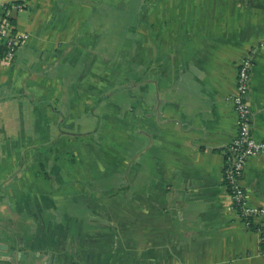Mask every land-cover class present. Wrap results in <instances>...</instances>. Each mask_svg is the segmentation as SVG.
<instances>
[{
  "label": "crops",
  "instance_id": "0c3cea01",
  "mask_svg": "<svg viewBox=\"0 0 264 264\" xmlns=\"http://www.w3.org/2000/svg\"><path fill=\"white\" fill-rule=\"evenodd\" d=\"M0 4L30 36L0 57V264H264V157L241 178L250 227L223 173L246 57L264 141V0Z\"/></svg>",
  "mask_w": 264,
  "mask_h": 264
},
{
  "label": "built area",
  "instance_id": "2783aa9c",
  "mask_svg": "<svg viewBox=\"0 0 264 264\" xmlns=\"http://www.w3.org/2000/svg\"><path fill=\"white\" fill-rule=\"evenodd\" d=\"M14 8L17 9L18 7L0 4V48L4 49L2 60L6 64L14 61L17 51L30 37L27 33H12L9 13ZM252 68L253 60L251 57L244 58L239 64L236 92L232 97V104L237 117L238 135L232 145L233 154L228 157L223 172L232 209L249 227L254 215L261 212L248 204L241 178L250 158L264 157V141L255 138L252 132L253 113L248 101ZM255 230L261 235L262 256L264 257V224L256 227Z\"/></svg>",
  "mask_w": 264,
  "mask_h": 264
},
{
  "label": "rangeland",
  "instance_id": "374dc122",
  "mask_svg": "<svg viewBox=\"0 0 264 264\" xmlns=\"http://www.w3.org/2000/svg\"><path fill=\"white\" fill-rule=\"evenodd\" d=\"M128 11L130 12L131 10L130 9H128ZM115 19H116V23H114L113 24V26H114V28H118L117 30V36H118V38H119V35L122 33L121 31H120V27H122V28H125L126 26H128V22L126 23V21H128V20H130V14H129V16H125V14H122V15H118V16H116L115 17ZM113 34V36L111 35V37H110V40H111V38H113V37H115L114 36V33H112ZM109 40V41H110ZM124 70H125V68H124V64H122L121 65V68L120 69H118L117 70V78H120V77H124ZM123 72V73H122ZM114 98L116 99V100H123V98H124V92L123 91H118L116 94H115V96H114ZM71 132V131H70ZM10 194H12V192H9V196H10ZM1 204H3V206H1L0 208H1V211H2V213L5 215V214H10V212H9V210H8V207L5 205V203H4V201L3 202H1ZM4 207V208H3ZM6 216V215H5ZM0 225H1V223H0Z\"/></svg>",
  "mask_w": 264,
  "mask_h": 264
},
{
  "label": "trees",
  "instance_id": "16d2710c",
  "mask_svg": "<svg viewBox=\"0 0 264 264\" xmlns=\"http://www.w3.org/2000/svg\"><path fill=\"white\" fill-rule=\"evenodd\" d=\"M13 32H14V31L12 30V33H13ZM123 33H124V31H123ZM123 35H124V34H123ZM3 52H4V49H3V48H0V57H2ZM118 67H121V65L118 64Z\"/></svg>",
  "mask_w": 264,
  "mask_h": 264
},
{
  "label": "water",
  "instance_id": "95a60500",
  "mask_svg": "<svg viewBox=\"0 0 264 264\" xmlns=\"http://www.w3.org/2000/svg\"><path fill=\"white\" fill-rule=\"evenodd\" d=\"M1 216V215H0ZM7 247L5 246V245H0V249L1 250H4V249H6Z\"/></svg>",
  "mask_w": 264,
  "mask_h": 264
}]
</instances>
